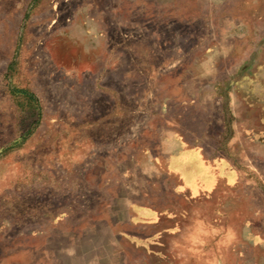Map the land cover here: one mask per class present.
Returning a JSON list of instances; mask_svg holds the SVG:
<instances>
[{
    "label": "rangeland",
    "instance_id": "obj_1",
    "mask_svg": "<svg viewBox=\"0 0 264 264\" xmlns=\"http://www.w3.org/2000/svg\"><path fill=\"white\" fill-rule=\"evenodd\" d=\"M216 258L264 264V0H0V264Z\"/></svg>",
    "mask_w": 264,
    "mask_h": 264
},
{
    "label": "crops",
    "instance_id": "obj_2",
    "mask_svg": "<svg viewBox=\"0 0 264 264\" xmlns=\"http://www.w3.org/2000/svg\"><path fill=\"white\" fill-rule=\"evenodd\" d=\"M193 152L197 155V157H196L197 159H195L194 163L195 164L200 163L201 167L203 169H205L206 172L203 173V175L199 176L196 179V181H194L192 183H188V187L191 189V191H192V188H195V189L197 188L196 191H198V190L203 191L205 189H209V188H207L208 186L215 187L222 178L220 176H217L214 174H213V177H211V175H210L211 169L208 166L209 161L204 157L201 146H192V147H189L187 150H184L183 151V154H184L183 158L185 159L184 161L186 162V160H189L188 164H190L192 156H193V155L192 156H190V155L193 154ZM186 158H188V159H186ZM206 174H208V178L206 181H203V176L205 177ZM193 175H195V174H193ZM213 264H219V261L217 258L214 260Z\"/></svg>",
    "mask_w": 264,
    "mask_h": 264
}]
</instances>
